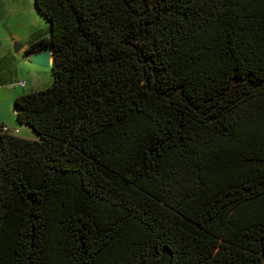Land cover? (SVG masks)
I'll use <instances>...</instances> for the list:
<instances>
[{
    "label": "trees",
    "instance_id": "obj_1",
    "mask_svg": "<svg viewBox=\"0 0 264 264\" xmlns=\"http://www.w3.org/2000/svg\"><path fill=\"white\" fill-rule=\"evenodd\" d=\"M49 87L0 135V264H264V0H32Z\"/></svg>",
    "mask_w": 264,
    "mask_h": 264
},
{
    "label": "crops",
    "instance_id": "obj_2",
    "mask_svg": "<svg viewBox=\"0 0 264 264\" xmlns=\"http://www.w3.org/2000/svg\"><path fill=\"white\" fill-rule=\"evenodd\" d=\"M0 28L6 31L0 42V125L6 127L10 135L35 140L36 135L27 126L16 124L13 109L8 118L4 116L2 103L13 104L15 98L40 91L51 84L50 53L46 68L36 67L28 61L32 54L28 52V47L47 40L48 28L30 0H0ZM11 30L19 33L23 30V33L17 36ZM13 44L21 45L16 53L12 51ZM43 50L50 51L48 46H44L34 54ZM14 54H22V60L17 62ZM18 81L24 83L22 88L17 87Z\"/></svg>",
    "mask_w": 264,
    "mask_h": 264
},
{
    "label": "water",
    "instance_id": "obj_3",
    "mask_svg": "<svg viewBox=\"0 0 264 264\" xmlns=\"http://www.w3.org/2000/svg\"><path fill=\"white\" fill-rule=\"evenodd\" d=\"M20 48H21V45L13 44L12 51L14 53H16ZM34 51H36V50H34ZM34 51H30V53H32V54L29 56L28 61L36 67L46 68L50 51L43 50V51H41L39 53H35V54H34Z\"/></svg>",
    "mask_w": 264,
    "mask_h": 264
},
{
    "label": "rangeland",
    "instance_id": "obj_4",
    "mask_svg": "<svg viewBox=\"0 0 264 264\" xmlns=\"http://www.w3.org/2000/svg\"><path fill=\"white\" fill-rule=\"evenodd\" d=\"M30 4L33 7L32 0H30ZM11 32L13 34L19 36L18 34L21 35V33H23V30L20 33L18 31L16 32L15 30H11ZM5 35H6V31L0 28V42L5 37ZM12 47H13V45H12ZM14 55H16L17 62H19L20 59L22 60V54H14ZM23 91H25V90H23ZM1 102H2V100H1ZM2 107L4 108V112H3L4 116L8 118L10 116V114H11L10 112H11V109H12V103L11 104L2 103Z\"/></svg>",
    "mask_w": 264,
    "mask_h": 264
},
{
    "label": "built area",
    "instance_id": "obj_5",
    "mask_svg": "<svg viewBox=\"0 0 264 264\" xmlns=\"http://www.w3.org/2000/svg\"><path fill=\"white\" fill-rule=\"evenodd\" d=\"M16 85H17V87L22 88V87L24 86V83H23L22 81H18V82L16 83ZM1 134H9L7 128L4 127V126H2V125H0V135H1Z\"/></svg>",
    "mask_w": 264,
    "mask_h": 264
}]
</instances>
